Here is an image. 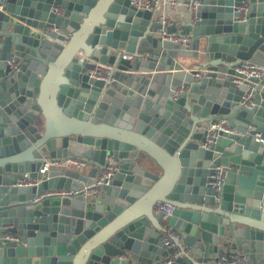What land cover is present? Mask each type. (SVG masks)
Instances as JSON below:
<instances>
[{
  "label": "water",
  "instance_id": "water-1",
  "mask_svg": "<svg viewBox=\"0 0 264 264\" xmlns=\"http://www.w3.org/2000/svg\"><path fill=\"white\" fill-rule=\"evenodd\" d=\"M186 2L165 25L130 0H0V264H264V0ZM74 151L86 173L19 183ZM109 161L96 196L45 192L89 188Z\"/></svg>",
  "mask_w": 264,
  "mask_h": 264
},
{
  "label": "built area",
  "instance_id": "built-area-1",
  "mask_svg": "<svg viewBox=\"0 0 264 264\" xmlns=\"http://www.w3.org/2000/svg\"><path fill=\"white\" fill-rule=\"evenodd\" d=\"M178 0H130V3L134 5L137 9H147V10H154L156 6L160 5L161 7H164L166 4L169 6H175L177 4ZM187 3V2H186ZM56 12H61V9L59 7H53L52 8ZM161 21L165 25L171 24L169 21L166 20V18H161ZM160 34L164 36L165 29L162 27L160 29ZM170 39H174L172 36L169 37ZM179 42L180 47L183 49L188 48L190 46L191 37L188 35H183L177 39ZM65 40L59 41L60 44H65ZM10 64L12 67H15L16 64L11 60ZM112 67L109 65H106L101 62H95V66L91 69H89V73L92 77H100L103 79L107 78L108 71ZM242 71L246 73L247 76L249 75H261L260 67L256 66L254 64L246 62L242 68ZM252 87L248 86L245 90L244 95L242 96L241 102L243 105L250 107L253 102L251 100L252 96ZM215 124H212L211 127H214ZM253 127L251 125L248 126V129H252ZM258 136V133H256ZM51 166H62V167H69L74 166L77 168H83L87 166V163L84 161V159L81 156H69L63 159H55L52 162L45 163L39 170L40 176L34 178V179H28L27 173L23 174V178L19 179V183H27V184H37L39 183L47 174V171L50 169ZM114 167L109 161L106 165H104L98 175H96L94 183H92L89 187H83L82 189L78 190H71L67 188H55V189H48L46 190L47 194H56V195H71L75 194L80 191L83 198L87 199L88 197L96 196L100 192L101 184L103 183L104 177H109L113 173ZM222 174L221 166L217 167V171L215 173L216 180L214 182L216 188H218V178ZM173 210V205L167 201H161L158 202L156 205L153 206V212L154 214L160 216L161 219L165 218L167 215H170ZM179 234L174 232L172 229L168 228V233L164 237V243L168 246L175 247L173 238L178 237ZM5 237L10 239H16L13 235H5ZM176 250L173 252L168 253L167 255V263H171L173 260V256ZM242 256L239 253H235L231 255V257H226L224 255H221L218 257V262L221 264H230L234 262H238L242 260Z\"/></svg>",
  "mask_w": 264,
  "mask_h": 264
},
{
  "label": "crops",
  "instance_id": "crops-1",
  "mask_svg": "<svg viewBox=\"0 0 264 264\" xmlns=\"http://www.w3.org/2000/svg\"><path fill=\"white\" fill-rule=\"evenodd\" d=\"M188 3H186V0H178L177 4L175 6H169L165 5L164 7H161L160 5L155 7V14L156 16H159V19L166 18L167 21H169L171 24L181 22L183 19L187 16L188 11ZM177 60H179L180 65L179 67H186L189 65L190 62L194 60L193 56H177ZM71 156H80L79 151H74ZM74 167V166H71ZM89 165L82 168V170L86 173L88 170ZM75 168V167H74ZM48 190V189H47ZM46 192V191H45Z\"/></svg>",
  "mask_w": 264,
  "mask_h": 264
}]
</instances>
